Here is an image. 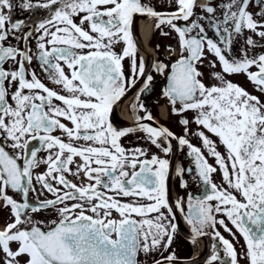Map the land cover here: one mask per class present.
I'll return each instance as SVG.
<instances>
[{"label": "snow or ice", "instance_id": "obj_1", "mask_svg": "<svg viewBox=\"0 0 264 264\" xmlns=\"http://www.w3.org/2000/svg\"><path fill=\"white\" fill-rule=\"evenodd\" d=\"M166 2L172 10L158 11L150 0H20L18 5L0 0V205L9 211L0 227V264H140L141 253L153 255V264H176L175 252L169 251L178 228L168 200L170 161L148 159L140 147L125 148L121 138L135 130L165 155L172 151V139L187 146L198 177L210 186L203 197L189 194L185 216L193 239L211 234L222 246L223 256L212 246L207 264H239L240 259L264 264V102L226 78L243 74L264 94V51L255 52L264 49V0H220L215 6L207 0L202 15L195 11L196 0ZM17 6L50 14L25 32L28 22L15 18ZM136 15L156 19L158 29L166 25L178 37L180 58L171 66L164 96L174 114L195 113L192 121L183 116L179 121L184 136L143 123L153 119L150 113L137 116L136 129L117 130L109 122L126 93L125 58L131 59L134 75H145L143 61L135 59ZM246 32L251 35L244 39ZM237 38L247 46L239 56L233 55ZM118 44L124 45L119 53ZM205 52L215 57L210 67L218 62L221 69L212 73L218 83L210 86L200 71ZM34 62L54 88L41 80ZM154 67L163 73L168 66ZM152 79L147 75L148 82ZM148 88L144 83L141 93ZM190 123L197 125L192 135L215 166L187 138ZM33 141L39 146L30 148ZM41 166L45 171L34 175ZM185 171L192 169L177 165L181 187L187 186ZM217 171L220 185L212 182ZM36 184L54 198L33 203ZM176 207L183 211L179 203ZM51 211L57 219L34 218ZM114 211L119 220L112 218ZM217 225L233 240L237 232L242 236V255Z\"/></svg>", "mask_w": 264, "mask_h": 264}, {"label": "flooded vegetation", "instance_id": "obj_2", "mask_svg": "<svg viewBox=\"0 0 264 264\" xmlns=\"http://www.w3.org/2000/svg\"><path fill=\"white\" fill-rule=\"evenodd\" d=\"M14 2L18 5L20 0H14ZM33 2L35 3L36 0H33ZM150 2L157 8L158 11L172 10L169 9L166 0H150ZM219 2L220 0H213V5L215 6ZM206 3L207 0H196L195 11L198 15L203 14L200 10V6ZM49 14V11L43 8L32 12L21 11L17 6L15 10L16 19H26L28 22V26L24 29L25 32L30 31L35 24H37L41 19L47 18ZM180 23L182 24L183 21ZM156 24L157 20L154 18L141 15L134 16L132 36L137 48L135 59L137 64H139L141 60L143 61L145 65V75H134L132 72L131 59L125 58L123 61V72L127 80L126 93L125 96L113 106V111L109 114L108 119L113 127L117 130H126L128 128L136 129L137 116L147 115L150 113L153 119L151 121H142L143 123H149L153 127H166L172 133H174L176 137H181L184 136L185 133L184 126L179 122L180 119L183 116L184 118L192 121L195 113L187 112L183 113L182 116L174 114L172 112V105L169 99L164 96V90L167 88L169 83L168 77L171 74V66L180 58V48L176 33L166 25H161V27L158 29ZM162 32H167L169 35H162ZM248 35H251V33L246 32L244 39H246ZM209 36H212L211 31H209ZM254 38L258 39L256 37ZM12 43L15 44L16 41H12ZM261 43H264V41H261ZM30 46L32 47L33 51H35V39L32 40ZM123 47V44H118L115 46L114 50L119 53ZM241 47L247 48L246 44H244V40L237 38V41L233 46V55L239 56ZM261 51H264V49H255L256 53ZM250 54L252 53L250 52ZM205 57L206 58L204 59L203 64L200 66V71L204 73V83L210 86L212 84L218 83V81L213 78L212 73L219 72L221 69L218 62L216 68L213 69L210 67V62L215 60L213 55L205 52ZM158 63H163L168 66L163 73L156 71L154 66ZM32 67L38 72L41 80L48 87H55V85H53L47 79L46 75L43 72H40L36 62L33 63ZM147 75H151L153 77L151 82L147 81ZM226 78L234 83L239 84L249 93L258 96L261 101L264 102V94L256 91L254 85L248 81L245 75H231L227 76ZM133 80H135L134 84H132ZM144 83H149V88L141 93L140 90L143 88ZM138 97L139 99H137ZM140 104H143L144 109H146L147 112H144L142 109H140ZM133 105L136 106L135 111L133 110ZM176 107H179V104H177ZM189 129L190 131L187 138L194 146L200 147L201 151L204 152L205 156L207 157L208 162L215 166L214 158L207 156V151L203 148L199 138L192 135V133L197 130V125L190 123ZM54 134L60 135L59 132ZM212 139L216 141L218 150L224 153L225 150L223 146L219 145L218 139L216 137H212ZM160 142L166 143L163 140ZM121 143L125 148L132 149L140 147L147 150L148 155L146 158L148 159H150L152 155H156L161 159H168L170 161L169 175L167 180L168 200L174 211V223L177 224L178 228L169 251L175 252L177 257L176 264H207L208 259L212 255V246L214 244L221 248V255L223 256L224 253L222 246L219 245L218 240L213 239L211 234L193 239L191 226L185 220V216L188 212L189 194H191L193 197H203L206 192L210 193V186L201 182L197 175L193 159L187 155L189 151L187 146H181L179 145L178 140L172 139V151L168 155H165L163 151L151 145V143L145 139V133L140 130H135L125 137H122ZM38 146V141H33L30 144V148ZM39 155L43 157L45 153L40 152ZM77 162H79L78 158ZM178 164L182 165L185 169H192L190 173L185 171L183 174V180L187 185L186 187H181V177L176 173ZM43 171H45V167L41 166L40 168L36 169L34 175ZM69 179H72L74 183H88V181L83 179L76 180L72 177H69ZM212 182L216 183L217 185L222 183V176L219 171L212 175ZM35 187L37 191L30 194V199L33 203H35L37 199L44 200L54 198L51 193L41 189L40 185L36 184ZM8 194L13 196V198L18 201L21 200V196L19 194H15L11 191H9ZM129 199L130 198H123L124 202H128ZM177 203L180 204L183 211L176 207ZM88 214L91 215V213ZM34 218L42 219L47 222L52 219H57V214L55 211H51V214H48L47 212H41L39 214H34ZM112 218L117 220L120 219L119 214L115 211L112 214ZM134 218L140 219V217ZM218 218L224 217L218 216ZM226 223L228 224L229 228H232L234 232L236 231L230 222L226 220ZM217 230H219L226 239H229L234 243L238 253L241 255L243 254L245 251L243 248L245 242L238 232L236 233V239L233 240V237L229 235L228 232H225L224 229L219 225H217ZM207 231L209 233L212 232L211 229H208ZM155 258H159L158 253L155 254ZM138 260L140 261V264H153L154 256H145L143 253H141L138 256ZM239 264H246V261L244 259H240Z\"/></svg>", "mask_w": 264, "mask_h": 264}, {"label": "rangeland", "instance_id": "obj_3", "mask_svg": "<svg viewBox=\"0 0 264 264\" xmlns=\"http://www.w3.org/2000/svg\"><path fill=\"white\" fill-rule=\"evenodd\" d=\"M9 219V213L8 210L3 208L1 205L0 207V227L3 226V224ZM15 246V245H14Z\"/></svg>", "mask_w": 264, "mask_h": 264}]
</instances>
